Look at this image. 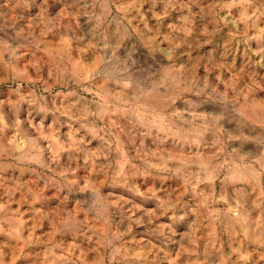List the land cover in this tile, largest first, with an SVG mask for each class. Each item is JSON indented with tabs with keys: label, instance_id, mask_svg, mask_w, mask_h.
I'll return each instance as SVG.
<instances>
[{
	"label": "rangeland",
	"instance_id": "rangeland-1",
	"mask_svg": "<svg viewBox=\"0 0 264 264\" xmlns=\"http://www.w3.org/2000/svg\"><path fill=\"white\" fill-rule=\"evenodd\" d=\"M0 264H264V0H0Z\"/></svg>",
	"mask_w": 264,
	"mask_h": 264
}]
</instances>
